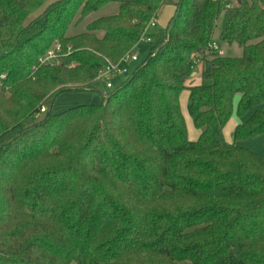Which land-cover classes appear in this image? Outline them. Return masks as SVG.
<instances>
[{
	"label": "trees",
	"instance_id": "trees-1",
	"mask_svg": "<svg viewBox=\"0 0 264 264\" xmlns=\"http://www.w3.org/2000/svg\"><path fill=\"white\" fill-rule=\"evenodd\" d=\"M46 1L0 0V264H264V156L236 145L264 137V0H179L118 89L59 113L55 96L94 89L164 0L122 1L73 36L117 0H58L24 26ZM233 114L248 117L224 144Z\"/></svg>",
	"mask_w": 264,
	"mask_h": 264
},
{
	"label": "rangeland",
	"instance_id": "rangeland-1",
	"mask_svg": "<svg viewBox=\"0 0 264 264\" xmlns=\"http://www.w3.org/2000/svg\"><path fill=\"white\" fill-rule=\"evenodd\" d=\"M52 1H55V0H47L37 11L33 12L25 21L24 26H26L31 21H34L35 19H37L43 13V11L47 9V7L52 5ZM122 1H125V0H117V2H115L114 4L113 3L109 4L105 7L98 9L95 12L90 13L82 21H80L74 26H71L69 30L67 31V36H73V35L85 32L86 25L96 20V18L98 19L102 17L115 15L118 12L119 3ZM205 1L206 0H192V3L196 5H202ZM178 2L179 0H164L162 9L160 10L159 15H158L159 21H157L156 29L164 28L167 25L170 18L174 15L176 4ZM220 23L221 22L219 20L217 25H219ZM221 50L225 56L240 57L241 55V50L236 46H232L231 48H229L223 45L221 46ZM132 53L137 55L138 62L128 64V69L131 75L133 71L137 67H139V65L144 61V59L148 55L149 46L148 45L136 46L132 50ZM130 76H128V78ZM2 78H3V75H2ZM113 84L114 86H118L119 81L116 79H113ZM109 93L110 91L105 88V85L102 82H96V83L94 82V89L92 90H85V91H80V92H75V93L74 92H62V93H59V95L55 96L53 100L52 111L55 113H59V112L65 111L75 106L100 105L103 102V96ZM187 99L188 97H186V94L183 93L179 101L180 112L181 114H183L182 116L184 118V122L186 126L187 138L190 142H194L197 140V134L199 133V130L195 128L193 118L190 117V115L188 114L187 106H188L189 100ZM237 119L239 118H237L235 115H232L228 123L223 128L221 132V139L224 144L233 143L231 129L233 127V124L237 121ZM263 138L264 137H256L251 140L238 142L236 143V145L245 147L247 149L253 148L255 150L254 153L263 158L264 156Z\"/></svg>",
	"mask_w": 264,
	"mask_h": 264
},
{
	"label": "built area",
	"instance_id": "built-area-1",
	"mask_svg": "<svg viewBox=\"0 0 264 264\" xmlns=\"http://www.w3.org/2000/svg\"><path fill=\"white\" fill-rule=\"evenodd\" d=\"M213 1V0H212ZM230 8V5L227 6ZM156 21L157 20H151V22L148 24V26L145 28L144 33L142 34L143 36L140 37V43L137 45H148L151 42L150 38L145 37L144 35L148 33L150 30H155L156 29ZM210 50L212 52L218 53L217 55L219 56H224V53L222 52L221 48L218 47L217 42L213 41L210 46ZM60 53V48L59 46H54L50 50H48L42 57L38 59V63L40 65H47L49 64H54L56 62L57 56ZM138 62V57L136 54L132 53V51L126 53L120 60L117 62H106V65L104 66L103 69H101L96 78L94 79L93 82H102L105 85V88L109 90L110 92L118 89L123 82H125L126 78L130 76V71L128 69V64L129 63H135ZM200 64V63H199ZM113 79H116L119 81L118 86H114L113 84ZM45 107H41L39 109V112L34 114L33 120L37 121L39 120L42 115L45 113Z\"/></svg>",
	"mask_w": 264,
	"mask_h": 264
},
{
	"label": "crops",
	"instance_id": "crops-1",
	"mask_svg": "<svg viewBox=\"0 0 264 264\" xmlns=\"http://www.w3.org/2000/svg\"><path fill=\"white\" fill-rule=\"evenodd\" d=\"M56 1H58V0L52 1V3L56 2ZM161 9H162V7H161ZM161 9H160V10H161ZM160 10H159V12H160ZM159 12H158V15H159ZM158 15H157V19H156L157 21H159V20H158ZM157 21H156V24H157ZM200 81H201V79H200V72L198 71V72L194 73V75H191V79L188 81V85H189V87L197 86V85L200 84ZM183 93L186 94V97L189 96V93H188L187 91H183V92L180 94V97H181V95H182ZM180 97H179V101H180ZM237 100H238V99L236 98L235 101H234V107L236 106ZM233 115H235V114H233ZM235 116H236V115H235ZM247 117H248V116H247ZM247 117L242 118V119H241V118L237 119V121L233 124V127H232L231 131L233 132L234 128H235L237 125L241 124V123H242ZM237 118H238V117H237ZM199 134H200V132L197 134V139H198V137H199ZM249 150L252 151L253 153L255 152V150H254L253 148H250Z\"/></svg>",
	"mask_w": 264,
	"mask_h": 264
},
{
	"label": "water",
	"instance_id": "water-1",
	"mask_svg": "<svg viewBox=\"0 0 264 264\" xmlns=\"http://www.w3.org/2000/svg\"><path fill=\"white\" fill-rule=\"evenodd\" d=\"M192 75H194V73Z\"/></svg>",
	"mask_w": 264,
	"mask_h": 264
}]
</instances>
